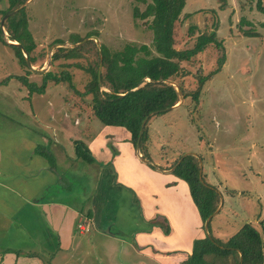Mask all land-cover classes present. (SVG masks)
Segmentation results:
<instances>
[{"label":"rangeland","instance_id":"rangeland-1","mask_svg":"<svg viewBox=\"0 0 264 264\" xmlns=\"http://www.w3.org/2000/svg\"><path fill=\"white\" fill-rule=\"evenodd\" d=\"M147 1L150 0H30L21 6L35 43L31 51L35 56L33 67L44 66L56 76L61 71L68 72L71 86L66 79H48L42 92L28 94L15 76L25 75L27 80L40 83L41 73L27 72L13 47L0 38V110L26 111L37 118L36 126L41 131L49 129L54 145H46L45 149L53 156L55 169L64 171L63 183L73 180L71 188L54 181L49 191L55 201L71 206H81L84 201L83 212L94 190L103 189L114 179L109 161L94 155V161L88 163L75 159L72 153L74 139L85 141L95 135L98 124L103 125L92 113L90 94L83 93L90 77L87 66L92 62L95 65L97 56L99 59L100 45L112 51L129 41L145 43L154 53L151 31L146 26L148 19L131 14L133 6L141 10ZM255 1L184 0L173 24V46L189 47L198 33L214 29L222 48L207 44L188 60L179 62L186 71L184 75L177 74L169 80L180 91L190 92L196 88L197 77L216 66L221 52L223 62L204 80L196 101L187 94L177 106L150 114L144 144L149 154L147 162L166 170L178 155L195 154L203 183L213 187L219 196L208 222L210 232L224 242L243 222H250L261 235L264 259V14L256 9ZM261 2L264 5V0ZM6 6V0H0V8ZM91 35L97 37L99 46ZM78 37L85 39L75 44L93 41H88L77 57H64L59 52L58 58L51 59L57 46L52 45L54 42H64L61 46L69 47ZM98 64L99 60L96 71ZM14 118L17 117L9 119ZM134 199L138 201L135 196ZM10 219L0 215V249L13 248L9 241L27 238Z\"/></svg>","mask_w":264,"mask_h":264},{"label":"crops","instance_id":"crops-1","mask_svg":"<svg viewBox=\"0 0 264 264\" xmlns=\"http://www.w3.org/2000/svg\"><path fill=\"white\" fill-rule=\"evenodd\" d=\"M8 110H0V215L14 220L27 238L2 247L0 264H43L49 254L48 264H178L193 239L205 233L185 181L139 159L120 125L98 124L84 141L114 171V179L94 190L92 215L77 211L79 205L55 201L49 187L54 181L67 187L64 171L35 151L37 144L48 143L49 129L44 124L41 131L26 111ZM162 218L169 225L166 233L158 225V220L165 224Z\"/></svg>","mask_w":264,"mask_h":264},{"label":"trees","instance_id":"trees-1","mask_svg":"<svg viewBox=\"0 0 264 264\" xmlns=\"http://www.w3.org/2000/svg\"><path fill=\"white\" fill-rule=\"evenodd\" d=\"M24 1L6 0L7 6L0 8V14L12 10ZM183 4L184 0H150L146 2L141 10L137 6H133L131 14L134 18L148 19L146 26L151 31V44L154 53L145 43L136 44L129 41L112 51L100 45L101 66L103 69V72H100V83L96 79L98 56L95 65L92 62L87 66L90 77L84 86L83 93L90 94V107L93 115L101 124L123 126L129 132V140L134 146L138 141L139 152L146 159H149V154L144 143L147 138L149 113L151 111L160 113L178 100L176 88L165 79H172L177 74L184 75L186 71L180 66L179 62L188 60L207 44L212 43L216 48H222V40L216 37L214 29L198 33L193 44L189 47L175 48L173 46V24L178 18ZM255 6L258 11L264 14V5L261 0H256ZM23 10L24 7H20L17 11L5 17L3 28L6 31V38L19 42L24 47L32 63L35 56L31 54V51L35 43L27 27V18ZM192 28V25L189 26L190 30ZM0 38L5 44L13 47L18 62L26 66L20 47L6 42L1 30ZM82 38L75 39L71 42L73 45L69 47L56 46V49L51 53V59L58 58L59 52L64 57L74 58L79 56L84 45L88 41H93L88 39L75 44ZM223 58L224 53L221 52L217 57L216 66L206 74L197 77V85L194 90L184 93L181 89L183 97L189 94L191 99L196 101L204 80L218 70ZM26 71L29 70L26 69ZM40 76V83L27 80L25 75L15 77L23 82L28 94L42 92L48 79L55 82L59 79H66L71 86L70 76L65 71H61L60 76H56L46 70ZM146 77L149 80L145 79ZM101 86L107 89H101ZM130 88L132 89L125 92ZM122 92L125 93L120 94ZM147 114L149 115L141 126L139 134L140 122ZM46 145H50V139L45 145L37 144L35 151L45 157L49 165H53V156L48 150L46 151ZM72 153L75 159L88 163L93 162L95 159L86 143L79 138L73 140ZM179 157L180 155L173 161L172 166H174L171 173L187 184L189 195L203 223V220L216 209L219 201L218 193L213 187L203 183L199 160L195 154L186 153L177 162ZM149 166L154 167L155 165L149 162ZM69 186H73V180L68 181L67 187ZM84 203L82 201L77 211H83ZM92 213L93 210L90 204L85 209V216L90 217ZM162 219L165 224L158 220V225L166 233L169 230V225L165 218ZM209 219L206 225L207 234L204 233L203 236L193 239L190 252L178 264H264L263 241L259 231L250 222H243L222 242L210 232L208 228ZM151 221L156 223V217H153ZM50 256L51 254L42 263L48 264Z\"/></svg>","mask_w":264,"mask_h":264},{"label":"water","instance_id":"water-1","mask_svg":"<svg viewBox=\"0 0 264 264\" xmlns=\"http://www.w3.org/2000/svg\"><path fill=\"white\" fill-rule=\"evenodd\" d=\"M29 1H30V0H25L23 3L19 4V6L13 8L12 10H10V11H8V12H5L4 14H2V16H1V18H0V30H1V32H2V35H3L4 40H5L6 42H8V43H12V44H16V45H18V46L20 47V49H21V53H22V55H23V57H24V62H25V65H26L27 69H29L30 71L35 72V73H42V72H44V71L46 70V67L43 66V67H41V68H34L33 65H32V63L30 62V60H29L27 54H26V51H25L24 47H23L19 42H17V41L12 40V42H10V41L5 37V35H4L5 31H4V28H3V19H4L5 17H7L8 15H10V14L14 13L15 11H17V9H19L21 6H23L24 4H26V3L29 2ZM91 36L94 38L96 45L99 46V41L97 40V37L94 36V35H91ZM84 39H85V38H83L81 41H83ZM63 44H64V42H54L52 45L61 46V45H63ZM47 57H48V59H46V65H48V63H49V55H48ZM100 66H101V56H100V52H99V64H98V69H97V71H96V79H97L98 83H100ZM146 79L149 80L148 77H146ZM165 80H166V81L168 80L167 82H170V83H171V81H170L169 79H165ZM171 84L174 85V87H175L176 90H177V93H178V100H177L174 104L170 105L169 108L174 107V106H177L178 103H179V101H181L182 98H183V95H182V93H181V91H180V89H179V86H178L177 84H174V83H171ZM131 89H132V88L127 89L125 92H127V91H129V90H131ZM125 92H122V93H120V94H123V93H125ZM151 113H155V111H151L149 114H151ZM149 114H147L146 116H144V117L142 118V120H141V122H140V129H139V132H138L139 134H140V131H141V126L143 125L144 121L146 120V118L148 117ZM135 149L137 150L138 157H139L141 160L147 162L148 159L144 158V157L138 152V150H139V148H138V141H136V143H135ZM186 153H191V152H184V153H182V154L180 155V157L178 158L177 162H178V161L182 158V156L185 155ZM152 164H153V163H152ZM173 166H174V165H173ZM173 166H172L169 170H171V169L173 168ZM214 211H215V210H214ZM214 211H213V212H214ZM213 212L210 213V214H209V215L203 220V228H204V230H205V234H207V228H206L207 221H208V219L210 218V216L213 214Z\"/></svg>","mask_w":264,"mask_h":264},{"label":"built area","instance_id":"built-area-1","mask_svg":"<svg viewBox=\"0 0 264 264\" xmlns=\"http://www.w3.org/2000/svg\"><path fill=\"white\" fill-rule=\"evenodd\" d=\"M79 227H82L81 223L78 224Z\"/></svg>","mask_w":264,"mask_h":264},{"label":"bare ground","instance_id":"bare-ground-1","mask_svg":"<svg viewBox=\"0 0 264 264\" xmlns=\"http://www.w3.org/2000/svg\"><path fill=\"white\" fill-rule=\"evenodd\" d=\"M9 40V39H8ZM10 42H12V40H9Z\"/></svg>","mask_w":264,"mask_h":264}]
</instances>
